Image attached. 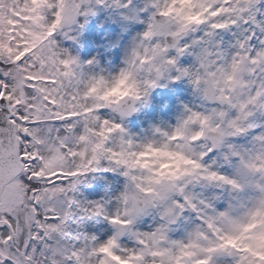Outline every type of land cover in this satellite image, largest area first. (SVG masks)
I'll return each instance as SVG.
<instances>
[{"label":"snow or ice","instance_id":"1","mask_svg":"<svg viewBox=\"0 0 264 264\" xmlns=\"http://www.w3.org/2000/svg\"><path fill=\"white\" fill-rule=\"evenodd\" d=\"M89 2L0 0V264H264V0H156L137 49H161L165 76L187 78L202 103L143 144L103 117L102 109L135 111L110 99L119 86L100 91L103 77L82 79L78 57L56 48L54 33L88 15ZM186 54L192 66L178 67ZM105 160L135 191L107 217L115 233L99 240L72 224L104 215V207L73 194ZM196 185L226 189L233 200L217 211ZM153 210L159 226L136 231L138 217ZM186 210L199 223L172 239Z\"/></svg>","mask_w":264,"mask_h":264},{"label":"rangeland","instance_id":"2","mask_svg":"<svg viewBox=\"0 0 264 264\" xmlns=\"http://www.w3.org/2000/svg\"><path fill=\"white\" fill-rule=\"evenodd\" d=\"M155 3L156 0H106L100 4L96 0H90L83 6V11L91 9L88 15H79L75 24L54 33L56 48L65 55L78 57L82 66V79L99 76L112 78L125 66L130 54L143 40V34L156 12ZM228 38L226 36L225 40ZM194 59L191 54L181 56L177 66L190 68ZM177 75L175 70L166 75L151 90L146 101L137 105V110L130 115L120 117L119 113L111 109H102L103 117L122 123L126 130L124 138H130L137 144L161 140L157 129L163 131L164 125L169 130L174 129L184 116L186 108L196 109L202 103L190 81L187 78L177 80ZM120 140V134H114L110 145H119ZM210 157L208 162L212 163L216 158L213 154ZM218 163L223 173L234 172L227 164ZM81 179L92 183L93 188L86 189V192L81 189L78 197L73 194L75 198L86 207L102 205L105 214L83 218L77 229L83 225L82 233L106 240L116 231L107 217L115 215L122 208V196L129 183L128 177L123 174V169L105 160L99 170L87 173ZM193 191L200 198L210 200L217 211L226 210L233 200L232 194L223 188L196 185ZM160 223L158 212L153 210L138 217L134 229L149 232ZM197 223L199 220L196 214L186 210L177 223L171 226L169 235L172 239H184ZM81 230L82 228L79 229L80 232ZM121 240L126 246L135 245V240L130 236L125 235Z\"/></svg>","mask_w":264,"mask_h":264},{"label":"clouds","instance_id":"3","mask_svg":"<svg viewBox=\"0 0 264 264\" xmlns=\"http://www.w3.org/2000/svg\"><path fill=\"white\" fill-rule=\"evenodd\" d=\"M144 39L145 38L143 37V40ZM150 43L151 41H147L145 46L147 47ZM137 51H140L142 55H134ZM161 55V49H149L146 53L143 52L142 49H134L128 57L125 66L114 77H95L96 79L103 77V80L106 82L100 86L99 90L107 91L118 85L120 93L110 97V99H119L122 104L130 105L136 111L137 105L145 102L149 97L151 90L156 88L159 85V82L165 77V65L159 59ZM143 56L147 57L146 61L142 59ZM122 73H131V75L124 84H119V81L123 79ZM149 80H151L155 86L148 85L147 82ZM129 85H133V87L129 88ZM124 92H127L128 95H123ZM128 180L129 183L125 192L131 195L135 189L129 177Z\"/></svg>","mask_w":264,"mask_h":264},{"label":"bare ground","instance_id":"4","mask_svg":"<svg viewBox=\"0 0 264 264\" xmlns=\"http://www.w3.org/2000/svg\"><path fill=\"white\" fill-rule=\"evenodd\" d=\"M167 130H169L168 128H167V126L166 125H164V127H163V131H167ZM162 131V130H161ZM158 133V132H157Z\"/></svg>","mask_w":264,"mask_h":264},{"label":"trees","instance_id":"5","mask_svg":"<svg viewBox=\"0 0 264 264\" xmlns=\"http://www.w3.org/2000/svg\"><path fill=\"white\" fill-rule=\"evenodd\" d=\"M72 227H73V229L75 228V224L74 223L72 224Z\"/></svg>","mask_w":264,"mask_h":264}]
</instances>
